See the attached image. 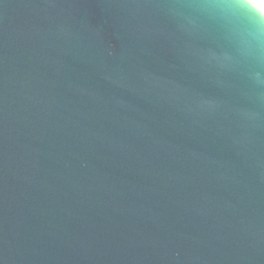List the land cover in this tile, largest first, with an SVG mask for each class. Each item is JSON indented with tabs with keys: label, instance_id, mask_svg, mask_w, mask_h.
I'll use <instances>...</instances> for the list:
<instances>
[{
	"label": "water",
	"instance_id": "water-1",
	"mask_svg": "<svg viewBox=\"0 0 264 264\" xmlns=\"http://www.w3.org/2000/svg\"><path fill=\"white\" fill-rule=\"evenodd\" d=\"M0 264H264V15L0 0Z\"/></svg>",
	"mask_w": 264,
	"mask_h": 264
},
{
	"label": "clouds",
	"instance_id": "clouds-1",
	"mask_svg": "<svg viewBox=\"0 0 264 264\" xmlns=\"http://www.w3.org/2000/svg\"><path fill=\"white\" fill-rule=\"evenodd\" d=\"M249 2L258 14L264 15V0H249Z\"/></svg>",
	"mask_w": 264,
	"mask_h": 264
},
{
	"label": "bare ground",
	"instance_id": "bare-ground-1",
	"mask_svg": "<svg viewBox=\"0 0 264 264\" xmlns=\"http://www.w3.org/2000/svg\"><path fill=\"white\" fill-rule=\"evenodd\" d=\"M249 1V0H248Z\"/></svg>",
	"mask_w": 264,
	"mask_h": 264
}]
</instances>
